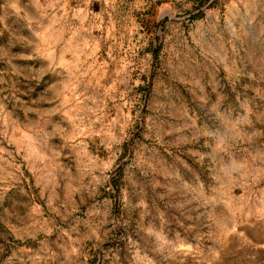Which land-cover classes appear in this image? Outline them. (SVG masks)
<instances>
[{
  "label": "rangeland",
  "instance_id": "1",
  "mask_svg": "<svg viewBox=\"0 0 264 264\" xmlns=\"http://www.w3.org/2000/svg\"><path fill=\"white\" fill-rule=\"evenodd\" d=\"M0 264H264V0H0Z\"/></svg>",
  "mask_w": 264,
  "mask_h": 264
}]
</instances>
